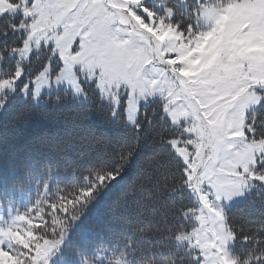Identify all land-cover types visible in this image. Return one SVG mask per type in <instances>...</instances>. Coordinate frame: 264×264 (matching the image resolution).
Instances as JSON below:
<instances>
[{
	"label": "trees",
	"instance_id": "trees-1",
	"mask_svg": "<svg viewBox=\"0 0 264 264\" xmlns=\"http://www.w3.org/2000/svg\"><path fill=\"white\" fill-rule=\"evenodd\" d=\"M7 1L16 8L0 13V82L12 79L17 69L22 79L33 78L49 62L59 61L52 45L31 49L26 57L16 54L31 32L28 24L33 16L28 15L34 1ZM44 2L35 1L40 16L57 4L48 0L43 8ZM74 2L63 0L58 5L66 14L75 11ZM95 2L105 4L91 0ZM168 6L174 24H190L186 20L193 16L185 17L179 0ZM44 24L55 30L51 16ZM78 79L83 98L62 87L37 105L24 101L18 87L3 92L0 229L7 225L13 228L10 234H20L26 224L40 219L32 246L24 247L27 264H32L35 252L57 247L58 237L65 235L75 261L83 246L89 253H99L92 264H199L186 246L173 242V237L190 229L199 204L184 162L169 145L175 139L170 132L174 129L163 124L162 110L160 114L154 104L142 106L136 120H130L122 100L116 104L104 99L94 82ZM251 117L255 135H264V102ZM224 216L234 236L230 251L236 261L264 264V193L251 192L227 206ZM0 234L7 238L4 231Z\"/></svg>",
	"mask_w": 264,
	"mask_h": 264
},
{
	"label": "rangeland",
	"instance_id": "rangeland-1",
	"mask_svg": "<svg viewBox=\"0 0 264 264\" xmlns=\"http://www.w3.org/2000/svg\"><path fill=\"white\" fill-rule=\"evenodd\" d=\"M32 1L31 32L16 54L52 45L59 60L33 79L32 100L61 86L84 97L82 77L116 104L122 100L130 120L145 102L162 110L163 124L174 129L169 145L200 191L193 196L199 209L192 226L173 242L186 246L199 264H239L230 251L234 236L224 211L253 190L264 193V135L256 136L251 117L264 102V0H179L185 17L193 16L186 20L194 24L192 31L187 24L183 32L172 21L171 0H75V11L66 14L57 0L43 14L48 17ZM15 8L0 0V13ZM50 16L55 30L45 28ZM12 83L0 82V96ZM34 228L29 222L19 231L26 249ZM65 237L56 243L63 239L60 248L69 250Z\"/></svg>",
	"mask_w": 264,
	"mask_h": 264
},
{
	"label": "clouds",
	"instance_id": "clouds-1",
	"mask_svg": "<svg viewBox=\"0 0 264 264\" xmlns=\"http://www.w3.org/2000/svg\"><path fill=\"white\" fill-rule=\"evenodd\" d=\"M195 11V9H194ZM176 28L183 32L184 29H181L180 28V22H177L176 24ZM188 30L189 31H192V24H188L187 26ZM165 71H167V66H165ZM259 96H260V93H257V102H259ZM203 100V98H202ZM0 231H4L5 233H9L6 235V240H5V249L10 251V253L12 255H15L16 258H17V262L18 264H26L25 261L21 260V256H26L27 255V252L24 251V246H25V241L24 240H21L19 238V236H15V235H11L10 232V228L6 225L4 229H0ZM243 264H247V261H244Z\"/></svg>",
	"mask_w": 264,
	"mask_h": 264
},
{
	"label": "snow or ice",
	"instance_id": "snow-or-ice-1",
	"mask_svg": "<svg viewBox=\"0 0 264 264\" xmlns=\"http://www.w3.org/2000/svg\"><path fill=\"white\" fill-rule=\"evenodd\" d=\"M17 75H19V73H17ZM6 235L9 234V233H5ZM5 256H7L8 254L7 253H4Z\"/></svg>",
	"mask_w": 264,
	"mask_h": 264
}]
</instances>
